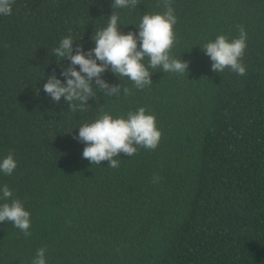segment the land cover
<instances>
[{
    "label": "trees",
    "instance_id": "trees-1",
    "mask_svg": "<svg viewBox=\"0 0 264 264\" xmlns=\"http://www.w3.org/2000/svg\"><path fill=\"white\" fill-rule=\"evenodd\" d=\"M113 2L14 0L0 15V160L12 152L17 161L11 175L0 171V190L31 220L29 236L0 222V264H32L40 248L46 264H264V0H170L171 54L188 72L157 68L141 90L109 69L101 77L120 95L93 78L95 97L73 112L43 89L53 73L66 83L71 61L53 53L60 40L71 35L73 54L77 45L87 53L113 11L122 33L138 35L144 13L166 10L164 0ZM240 29L246 74L213 71L202 46ZM140 107L162 131L154 150L120 153L118 168L83 157L80 125Z\"/></svg>",
    "mask_w": 264,
    "mask_h": 264
},
{
    "label": "clouds",
    "instance_id": "clouds-1",
    "mask_svg": "<svg viewBox=\"0 0 264 264\" xmlns=\"http://www.w3.org/2000/svg\"><path fill=\"white\" fill-rule=\"evenodd\" d=\"M13 2L0 0V15L10 16ZM137 4L139 0H114L112 8L135 9ZM164 7L166 10L163 12H146L142 15L138 35L132 31L122 33L119 30L120 16L113 11L108 17L107 26L94 32L95 47L87 53L82 46L77 45L73 54L74 38L71 35L62 38L53 53L59 61L65 58L71 61L61 73L66 77V83L53 73L43 84L44 91L56 103L64 97L71 111H83L89 98L95 97L93 78L95 87L106 95H120L121 85H109L101 77L109 69L120 78L131 80L141 90L152 84L151 72L157 68L164 72L187 73L189 62L171 54L176 41L174 28L177 18L170 0H164ZM246 47L247 34L243 29H240L238 37L229 39L221 34L202 46L213 61V71L221 73L229 68L240 76L246 74V67L242 63ZM145 58L148 59L147 64ZM128 91L127 87H123L125 94ZM161 137L162 131L157 126L156 116L144 107L128 112L126 117H114L102 112L94 121L80 125L78 133V138L86 145L83 157L93 165L107 160L111 168L119 167L115 157L120 153L133 156L137 153V146L154 150ZM16 167L17 161L12 152L0 160V171L6 175H11ZM158 180L159 176L154 177V181ZM0 191V200L5 201L0 204V222L10 221L25 236L31 235L28 231L31 227L30 212L25 209L23 202L20 199L8 202L12 190L6 184ZM45 253V248L38 249L32 264H46Z\"/></svg>",
    "mask_w": 264,
    "mask_h": 264
}]
</instances>
